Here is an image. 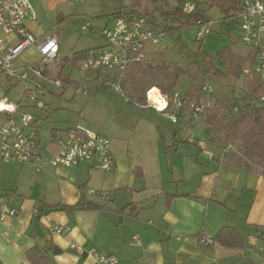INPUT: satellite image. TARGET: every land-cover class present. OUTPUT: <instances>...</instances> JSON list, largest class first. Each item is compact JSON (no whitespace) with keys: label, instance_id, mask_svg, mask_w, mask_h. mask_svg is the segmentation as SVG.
<instances>
[{"label":"crops","instance_id":"0c3cea01","mask_svg":"<svg viewBox=\"0 0 264 264\" xmlns=\"http://www.w3.org/2000/svg\"><path fill=\"white\" fill-rule=\"evenodd\" d=\"M26 25L38 38L45 36L37 19ZM23 56L27 62L38 59L35 48ZM206 96L223 105L216 93ZM85 97L80 120L64 131L52 128L44 137L36 119L39 152L49 158L59 149L57 140L81 125L110 137L115 169L82 163L38 171L31 164L0 160V194L10 193L20 211L0 220V264H32L37 257L50 264H97L91 248L115 255L118 264H262L264 177L213 160L218 148L210 142L207 115L191 122L169 119L181 127L166 140L155 116L165 115L153 107L134 106L96 84ZM188 136L205 140L206 149L190 144ZM89 189L107 200L88 194ZM53 225L68 230L56 233ZM224 226L242 235L241 246L214 240ZM204 236L212 241L202 242Z\"/></svg>","mask_w":264,"mask_h":264},{"label":"built area","instance_id":"2783aa9c","mask_svg":"<svg viewBox=\"0 0 264 264\" xmlns=\"http://www.w3.org/2000/svg\"><path fill=\"white\" fill-rule=\"evenodd\" d=\"M82 1V0H79ZM186 13L196 9L194 1L183 4ZM235 16L239 20L240 38L243 43L255 54L252 69L264 82V0H241ZM37 19V14L32 5V0H0V73L17 79L28 87V81L46 75L48 65L59 59V35L38 38L27 27L28 20ZM211 21L199 18L193 26L197 28V40L202 41L211 32ZM83 31L92 30L88 25L82 26ZM107 39V44L99 49L90 50L82 55L78 68L82 73L81 88L85 95L90 94L92 84L108 89L123 97L128 103L130 98L125 96L118 81L117 73L124 71L131 63L144 61L159 47L167 42L168 32L156 28L147 16L141 13H123L115 17L114 22L101 31ZM32 48H35L38 59L35 62H25L14 65L17 58ZM75 56L71 57L70 62ZM245 73L251 71L250 67L243 69ZM89 74V75H87ZM55 83L61 86V80ZM37 88L42 89L37 83ZM157 89L159 101L150 99V91ZM203 91L212 92V88L203 85ZM25 97L39 100L38 96L30 89L25 90ZM147 105L157 112L169 116L172 122L179 120L187 122L201 120L210 106L204 99L191 100L179 92L174 91L166 95L158 87H152L146 93ZM264 101V98H262ZM20 104L11 102L8 98H0V160L5 162H19L31 164L36 170H43L44 166L68 167L79 166L82 163H91L104 171H113L116 163L111 149V139L107 135L95 132L87 127L76 125L66 131V136L57 140L59 149L49 158L39 152V132L34 115L20 112ZM1 121V119H0ZM187 141L193 146L206 149L205 140L188 136ZM88 194L107 200L106 195L94 189H89ZM13 197L10 193L0 194V220L7 216L19 214V210L12 206ZM51 230L62 233L68 228L53 225ZM135 239L140 242L139 237ZM204 243L212 240L202 237ZM78 250L85 248L73 245ZM97 264H118L115 255L99 253L95 248L89 249ZM264 264V259L262 260Z\"/></svg>","mask_w":264,"mask_h":264},{"label":"rangeland","instance_id":"374dc122","mask_svg":"<svg viewBox=\"0 0 264 264\" xmlns=\"http://www.w3.org/2000/svg\"><path fill=\"white\" fill-rule=\"evenodd\" d=\"M58 4L50 0H34L37 22L45 36L57 33L59 35L60 53L59 59L55 63L48 65L46 75L33 78L28 81V87L17 79L8 77L0 73V98L6 97L11 102H22L21 109L38 118L42 136H47L52 128L66 130L77 119L80 120L81 105L85 102L87 95L82 91L81 86L62 87L55 83V80L62 79L63 75H68L74 81L80 82L82 73L78 68L81 56L85 53L104 47L107 39L101 32L114 22L115 14L121 10H129L135 0H62ZM193 1V0H190ZM195 1V0H194ZM201 4V8L207 13L211 20V32L203 41H198L197 28L195 26L186 27L168 33L167 42L157 49L152 55L160 62L178 63L188 74L179 77L176 91L181 95L187 94L192 86L201 88L203 85L210 86L213 93L220 96V101L225 106L228 115L239 114L235 109L237 104H252L250 107L243 106V109L251 111L252 108L264 105L261 100L262 91L250 96L244 84L250 74L243 71L239 74H230L225 68L229 63L226 55L229 52L244 58L249 48L240 38L239 20L233 11L221 12L217 6H211L210 0H196ZM143 8L154 12L156 17V28L163 26H177L176 20L168 14L176 5L175 0H141ZM143 11L142 9H140ZM163 13L167 15H162ZM88 25L92 30L83 31L82 26ZM178 27V26H177ZM78 55L74 63L70 62L71 57ZM197 59L200 70L205 73L208 68L218 71L221 77L210 73L206 77L196 76L190 68V61ZM27 60L22 55L14 60V65L24 64ZM210 62V63H208ZM59 74H62L59 76ZM196 76V77H195ZM259 79L258 88L264 90V82ZM37 83L42 89L37 88ZM30 89L38 96L37 100L25 97V90ZM85 96H84V95ZM75 96V101H72ZM44 103L41 106L40 103ZM20 110V109H19ZM154 114V111H150ZM162 114V113H161ZM155 115L161 124L166 140L172 139L173 130L177 129L180 123L173 124L168 115ZM167 116V117H166ZM170 119V120H169ZM202 127V126H201ZM185 129L183 136L187 134ZM196 133L202 135L200 128H196ZM198 137V136H196ZM170 139V140H171ZM182 137H178V140ZM181 145H185L181 142Z\"/></svg>","mask_w":264,"mask_h":264},{"label":"trees","instance_id":"16d2710c","mask_svg":"<svg viewBox=\"0 0 264 264\" xmlns=\"http://www.w3.org/2000/svg\"><path fill=\"white\" fill-rule=\"evenodd\" d=\"M175 1L176 5L168 14L176 20L178 27L169 25L161 27L163 30H166V32L170 33L175 30L191 27L199 18H202L204 21H211L198 1L193 0L196 4V9L191 13H186L183 9V4L188 0ZM240 1L241 0H210V5L217 6L221 12L233 11L236 13L239 9ZM123 13H141L147 16L151 23L153 22V24L156 25L154 12L145 7L143 8L141 0H135L129 10H121L115 14V17ZM162 15L165 16L167 14L163 13ZM156 52L154 51L144 61L131 63L124 71L117 73L116 76L125 96L130 98L128 103L139 108L147 105L146 93L149 89L158 87L164 94L171 95L176 91L179 77L183 74H188L187 70H184L178 63L171 62L168 64L153 58L152 55ZM83 54L85 53H80L78 55L82 57ZM78 55H74V61ZM226 57L229 64L225 68L230 74H239L245 65H250L251 71L246 73L250 74V76L246 78L244 88L250 96L262 91V95H260L262 100V98H264V90L258 88L259 79L256 75L259 78L260 76L252 69L255 60L254 52H250L249 55H246L244 58H240L229 52ZM189 65L190 68L193 69L195 75L197 76L199 74L202 79L210 73L221 77L218 71L210 69V67L205 73H202L197 59H192ZM61 75L62 74H59V76ZM60 80L62 87L75 86L78 83V81H74L73 78L68 75H63ZM98 87L99 89L108 91V89L104 87ZM202 87L196 88L192 86L187 94H185V97L194 101L204 99L210 102L205 116L207 115V129L212 135L210 142L218 148V154L213 156V160L220 165L243 169L249 174L257 173L264 177V105L260 107L254 106L252 110L249 111L243 109V106L250 107L252 104L246 103L245 105H240L239 103L237 104L236 101L235 109H237V111L239 110V114L230 116L225 111V106L222 104L220 105L219 101L212 102L207 98L206 95L211 94L213 91L210 93L205 92ZM119 96L123 99L121 95ZM89 207L94 208L92 205H89ZM214 240L229 247H238L242 245V235L234 227L230 226L221 228ZM32 264H50V262L47 258L41 259L37 257L32 259Z\"/></svg>","mask_w":264,"mask_h":264},{"label":"bare ground","instance_id":"6f19581e","mask_svg":"<svg viewBox=\"0 0 264 264\" xmlns=\"http://www.w3.org/2000/svg\"><path fill=\"white\" fill-rule=\"evenodd\" d=\"M149 95H150L151 100H154V101L160 100V95L156 88L151 90Z\"/></svg>","mask_w":264,"mask_h":264}]
</instances>
